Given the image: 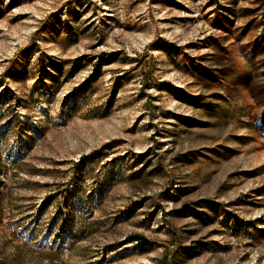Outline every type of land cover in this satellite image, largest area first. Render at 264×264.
I'll use <instances>...</instances> for the list:
<instances>
[{
  "label": "rangeland",
  "instance_id": "obj_1",
  "mask_svg": "<svg viewBox=\"0 0 264 264\" xmlns=\"http://www.w3.org/2000/svg\"><path fill=\"white\" fill-rule=\"evenodd\" d=\"M0 264H264V0H0Z\"/></svg>",
  "mask_w": 264,
  "mask_h": 264
},
{
  "label": "trees",
  "instance_id": "obj_2",
  "mask_svg": "<svg viewBox=\"0 0 264 264\" xmlns=\"http://www.w3.org/2000/svg\"><path fill=\"white\" fill-rule=\"evenodd\" d=\"M129 240L133 241V242H138V243H141V244H146L147 243L146 238L143 235H139V234L131 236L129 238Z\"/></svg>",
  "mask_w": 264,
  "mask_h": 264
}]
</instances>
